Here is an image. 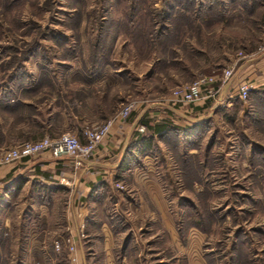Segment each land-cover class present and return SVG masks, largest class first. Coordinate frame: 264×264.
Returning <instances> with one entry per match:
<instances>
[{
  "label": "rangeland",
  "instance_id": "1",
  "mask_svg": "<svg viewBox=\"0 0 264 264\" xmlns=\"http://www.w3.org/2000/svg\"><path fill=\"white\" fill-rule=\"evenodd\" d=\"M188 1L0 0V143L27 132L32 140L38 132L81 137L126 102L135 110L151 103L154 115L147 117L148 108L141 118L167 130L153 137L149 157L139 151V167L165 201L174 240L165 242L159 224L154 235L153 226L135 218L143 225L131 227L140 257L147 240L159 247L143 264H264V83L228 107L173 106L183 118L162 101L172 88L220 72L237 50L250 52L261 43L264 24L253 28V43H244L230 34L231 0H199L198 11L225 14L222 24L209 19L199 34L180 13L192 10ZM242 25L238 32L248 29ZM148 129L140 133L144 138ZM10 165L20 164L4 166ZM22 175L19 168L0 178V264H55L48 243L29 248L25 241L32 213L22 208ZM112 211L131 218L120 203ZM53 214L50 221L63 212ZM42 225L46 232L53 227L45 219ZM81 246L86 256L89 249ZM99 248H93L94 264L102 263ZM113 251L109 264H125L116 245Z\"/></svg>",
  "mask_w": 264,
  "mask_h": 264
},
{
  "label": "crops",
  "instance_id": "2",
  "mask_svg": "<svg viewBox=\"0 0 264 264\" xmlns=\"http://www.w3.org/2000/svg\"><path fill=\"white\" fill-rule=\"evenodd\" d=\"M199 2V0L188 1L190 5L192 3L190 6L192 10L182 8L180 13L184 14L183 17L192 19V24H197L198 32L201 34L206 31L204 24L209 19L217 20L222 24L225 14L211 17L207 13L198 11ZM231 2L228 16L230 34L244 43H253L255 38H249L255 34L253 28L260 23L264 24V0H231ZM176 14L171 15L174 17ZM242 24L248 29L252 28L251 31L247 29L245 32H238ZM217 29L222 30L221 25H217ZM258 34L261 38L264 33ZM255 48L256 46L249 50L254 51ZM241 82H248L251 85L257 82L264 83V53L256 55L250 61H242L235 69L232 78L222 88V94L226 96L232 93ZM148 108L149 110L145 111L146 115L152 118L154 115L152 109L155 110V105L150 103L144 110ZM144 110H134L128 119L114 123L108 136L100 142L85 167L74 169L70 158H52L47 153L25 159L16 166L17 168H14L15 165L0 166V178H7L11 171L15 172L22 168L21 204L23 209L32 213L30 216L32 221L29 219L27 226L30 229L25 235L27 239L23 238L28 242L29 248L30 243L41 244L40 246L43 247L48 243L50 251L46 254L53 257L55 264H66L67 260L68 264H86L90 261L94 264L96 254L93 248L96 244H100L101 264H109L110 258L114 256L113 247L116 245L118 247L116 258L119 262L143 264L147 262L145 257L148 253L151 254L153 251L152 254L155 255L159 248L158 242L147 240L146 252L141 258L136 237L131 231L132 224L138 229H142L143 225L150 228L153 226L154 235H158L157 224H159L166 235L165 242H168L169 238V244H172L174 238L171 232L174 230L171 229L168 221L165 201L160 197L158 189L150 178L145 180L146 172L139 167L142 161L139 151L143 150L144 155L149 157L146 152L151 150V143H157V139L153 137L156 138L158 135L152 128L160 124L156 120L153 122L143 120L144 118L141 117L145 115ZM169 110L172 114L184 117L183 114H179L182 112L179 108L170 106ZM139 125L149 128V138H144L143 134L135 132V128ZM41 131L43 134L47 132L44 126L41 127ZM29 134L27 132L20 138H9V141L5 139L0 143V149L19 145L27 141L24 140L26 138L32 140ZM33 137L38 139L41 136L38 132ZM79 138L84 142L83 136ZM146 159L143 158L144 163H148ZM149 168L147 166L148 170ZM118 203L129 210L131 215L129 221L111 212L112 207ZM58 211L63 212L60 220L57 218L55 221H50L51 217H56L53 212ZM135 218L140 221L143 218V225L142 222H135L138 221L134 220ZM34 219L35 226H32L31 222L34 223ZM44 219L53 226L52 229L47 228V232L43 230ZM9 222L11 223V220L5 218L4 227L8 228ZM32 227H36L33 229L34 233ZM82 243L89 249L86 256L83 254ZM68 245L73 248L67 253ZM57 248H60L59 252L56 251Z\"/></svg>",
  "mask_w": 264,
  "mask_h": 264
},
{
  "label": "built area",
  "instance_id": "3",
  "mask_svg": "<svg viewBox=\"0 0 264 264\" xmlns=\"http://www.w3.org/2000/svg\"><path fill=\"white\" fill-rule=\"evenodd\" d=\"M262 53H264V34L261 43L256 46L254 51L237 50L220 72L204 74L191 82L180 84L172 88L162 101L170 106L179 104L202 106L208 103L212 108L221 105L228 107L235 98L245 100L253 87L250 83H239L235 90L226 96L222 94V88L232 78L235 69L242 61H250ZM135 105L134 102H126L113 117L82 130L84 142L77 135L62 133L53 137L44 135L16 146L2 148L0 149V166L13 162L21 163L25 159L47 153L52 158H70L74 169L85 167L100 142L108 136L113 124L128 119L135 110ZM144 129L143 125H139L135 128V132L139 134ZM72 248V246L69 247L70 250ZM73 260L71 259V261Z\"/></svg>",
  "mask_w": 264,
  "mask_h": 264
},
{
  "label": "trees",
  "instance_id": "4",
  "mask_svg": "<svg viewBox=\"0 0 264 264\" xmlns=\"http://www.w3.org/2000/svg\"><path fill=\"white\" fill-rule=\"evenodd\" d=\"M146 124V122H143ZM154 131H156L159 135L167 130V126L164 123L156 124L153 128Z\"/></svg>",
  "mask_w": 264,
  "mask_h": 264
}]
</instances>
